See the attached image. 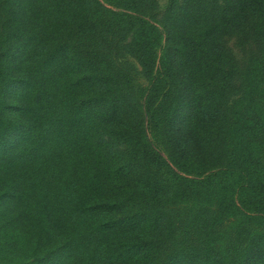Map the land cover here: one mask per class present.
I'll use <instances>...</instances> for the list:
<instances>
[{
	"label": "trees",
	"instance_id": "1",
	"mask_svg": "<svg viewBox=\"0 0 264 264\" xmlns=\"http://www.w3.org/2000/svg\"><path fill=\"white\" fill-rule=\"evenodd\" d=\"M207 3L0 0V264H264V0Z\"/></svg>",
	"mask_w": 264,
	"mask_h": 264
},
{
	"label": "rangeland",
	"instance_id": "2",
	"mask_svg": "<svg viewBox=\"0 0 264 264\" xmlns=\"http://www.w3.org/2000/svg\"><path fill=\"white\" fill-rule=\"evenodd\" d=\"M104 4H108V0H100ZM208 4V9L220 7L222 0H205ZM169 0H144L145 9L144 14L138 13L133 14L136 19L144 20L154 25L157 29L162 30L164 22L165 11L168 7ZM263 15L257 14H249L244 21L239 24L240 27L233 29L229 34H225L222 40V46L225 52L230 55L234 62L238 64L239 67L243 66L246 61L248 54L255 53L257 51V42L254 40V36L252 34V30L256 24L261 21ZM130 41V37L126 41L128 43ZM160 52V49L157 51ZM121 63L126 64L130 72L134 77V86L135 89H146L148 87V81L141 74V69L137 65L134 58L129 56L128 54H124L121 52ZM133 87V92L135 91ZM136 92V91H135ZM142 93V92H141ZM148 137L152 147L157 151L159 155H161L166 161L167 153L165 148L159 142V134L158 132L151 130L150 127H147ZM207 176V174H205Z\"/></svg>",
	"mask_w": 264,
	"mask_h": 264
}]
</instances>
